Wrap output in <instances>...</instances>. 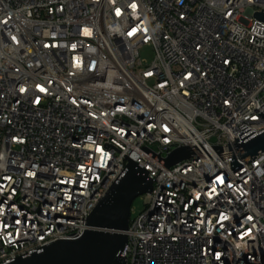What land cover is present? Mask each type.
I'll list each match as a JSON object with an SVG mask.
<instances>
[{
    "label": "built area",
    "instance_id": "obj_1",
    "mask_svg": "<svg viewBox=\"0 0 264 264\" xmlns=\"http://www.w3.org/2000/svg\"><path fill=\"white\" fill-rule=\"evenodd\" d=\"M262 10L0 0V264L82 236L130 161L152 191L125 264H264V153L231 170L227 145L264 130ZM180 148L190 158L166 167Z\"/></svg>",
    "mask_w": 264,
    "mask_h": 264
},
{
    "label": "water",
    "instance_id": "obj_2",
    "mask_svg": "<svg viewBox=\"0 0 264 264\" xmlns=\"http://www.w3.org/2000/svg\"><path fill=\"white\" fill-rule=\"evenodd\" d=\"M262 11L254 13L253 17L264 23ZM258 116L264 119V111ZM239 129L242 133H237L238 138L227 144L233 153L231 170L242 164L246 168V162L264 153V130L255 133L245 125ZM190 156L187 149H177L164 161V165L174 166ZM151 191L152 180L147 172L130 161L125 175L109 188L88 217L89 229L82 236L57 241L40 253L19 258L10 264H125L121 254L126 244L124 232L128 229L132 203Z\"/></svg>",
    "mask_w": 264,
    "mask_h": 264
},
{
    "label": "rangeland",
    "instance_id": "obj_3",
    "mask_svg": "<svg viewBox=\"0 0 264 264\" xmlns=\"http://www.w3.org/2000/svg\"><path fill=\"white\" fill-rule=\"evenodd\" d=\"M139 57L141 61L145 64L143 66L148 65L154 59V51L151 47H143L139 50ZM145 197L144 195L137 197L131 206L130 219H134L139 214H141L145 209Z\"/></svg>",
    "mask_w": 264,
    "mask_h": 264
}]
</instances>
